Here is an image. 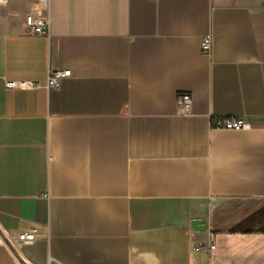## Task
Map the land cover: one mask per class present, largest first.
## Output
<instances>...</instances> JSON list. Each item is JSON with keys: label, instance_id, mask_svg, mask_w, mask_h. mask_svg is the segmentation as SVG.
Here are the masks:
<instances>
[{"label": "crops", "instance_id": "obj_1", "mask_svg": "<svg viewBox=\"0 0 264 264\" xmlns=\"http://www.w3.org/2000/svg\"><path fill=\"white\" fill-rule=\"evenodd\" d=\"M33 1L0 0V264H264V0H49V34Z\"/></svg>", "mask_w": 264, "mask_h": 264}, {"label": "built area", "instance_id": "obj_2", "mask_svg": "<svg viewBox=\"0 0 264 264\" xmlns=\"http://www.w3.org/2000/svg\"><path fill=\"white\" fill-rule=\"evenodd\" d=\"M49 7V0H34L31 11L26 18V25L30 33L33 34H49L50 19L46 11ZM213 36L207 34L203 37L201 42L202 51L208 55L212 53ZM72 71L70 69H57L50 70L47 77L46 86L52 88L58 85L60 79L71 76ZM7 86L32 88L38 86L35 81H8ZM178 106L180 111L189 112L192 106V95L189 92H180L178 94ZM216 126L226 129H243L250 127V123L243 117H223L217 120ZM37 229H32L28 232H23L18 235V241L20 243H31L36 238ZM214 244H210V248H214ZM203 246H196L197 250H201Z\"/></svg>", "mask_w": 264, "mask_h": 264}]
</instances>
